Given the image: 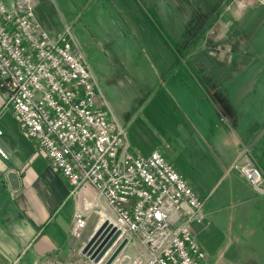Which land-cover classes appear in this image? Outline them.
<instances>
[{"label":"crops","instance_id":"obj_1","mask_svg":"<svg viewBox=\"0 0 264 264\" xmlns=\"http://www.w3.org/2000/svg\"><path fill=\"white\" fill-rule=\"evenodd\" d=\"M224 11L221 16L228 18V27L217 39L222 55L212 56L206 66L195 61L191 69L198 71L192 77H162V83L170 84L162 97L166 104L157 115L159 139L140 153L159 151L203 199L206 219L189 227L197 242L199 232H209L208 226L215 224L228 240V249L235 246V251H241L237 243L264 241V196L257 195L231 169L238 148L244 145L264 177V9L255 4L245 8L230 4ZM35 18L50 35L58 32ZM222 43L226 44L224 51ZM0 130V147L6 155L0 157V264H33L43 254L65 261L113 214L89 185L69 194L67 180L24 136L11 112L0 110ZM8 170L17 177L16 188L6 181ZM207 177L214 178L202 187ZM223 181L227 182L222 187L224 198L211 199ZM74 210L86 217L79 239L69 235ZM138 252L145 250L136 238L131 239L117 259ZM241 254L233 257L240 262ZM205 261L206 257L199 264ZM233 261L228 258V264Z\"/></svg>","mask_w":264,"mask_h":264},{"label":"built area","instance_id":"obj_2","mask_svg":"<svg viewBox=\"0 0 264 264\" xmlns=\"http://www.w3.org/2000/svg\"><path fill=\"white\" fill-rule=\"evenodd\" d=\"M230 4L264 9V0H228L224 10ZM33 7V0L0 1V110L14 115L24 136L67 180L69 194L89 185L102 199L119 231L110 249L136 238L145 250L111 264H199L206 256L187 225L205 221L203 199L159 151L131 150L125 127L104 109L69 27L50 35ZM0 157H6L1 147ZM231 169L264 196V177L248 147L238 148ZM85 221L74 210L71 238L82 237ZM80 249L65 261L43 254L33 264H102L103 258L94 263Z\"/></svg>","mask_w":264,"mask_h":264},{"label":"rangeland","instance_id":"obj_3","mask_svg":"<svg viewBox=\"0 0 264 264\" xmlns=\"http://www.w3.org/2000/svg\"><path fill=\"white\" fill-rule=\"evenodd\" d=\"M0 1L5 6L9 3ZM33 2L34 14L49 29L61 32L69 27L104 109L125 126L129 145L143 153L153 147L161 132L157 115L166 104L162 97L170 84L162 83V77H192L198 71L191 69L196 66L195 61L206 66L212 56L222 55L217 39L224 36L228 27V18L221 16L228 0ZM202 43H207V47L214 44L207 48ZM220 45L224 51L226 44ZM213 178L207 177L202 187ZM225 183L221 182L211 199L224 198ZM191 224L201 223L191 222L188 229ZM215 226H208L209 232L196 236L206 256L205 264H228V258L234 260L232 264H264V241L237 243L242 255L234 250L235 246L228 249V240ZM234 253L241 254L240 262L233 257Z\"/></svg>","mask_w":264,"mask_h":264},{"label":"water","instance_id":"obj_4","mask_svg":"<svg viewBox=\"0 0 264 264\" xmlns=\"http://www.w3.org/2000/svg\"><path fill=\"white\" fill-rule=\"evenodd\" d=\"M5 178L11 188L17 187V177L12 170L6 172ZM118 234L119 231L112 223L108 219H104L88 236L80 249V253L94 263L103 258L102 264H111L127 243V239L122 238L110 249V245Z\"/></svg>","mask_w":264,"mask_h":264}]
</instances>
